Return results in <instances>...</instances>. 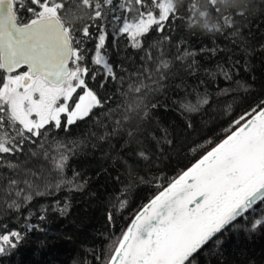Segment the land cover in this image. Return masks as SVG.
Returning a JSON list of instances; mask_svg holds the SVG:
<instances>
[{
    "label": "trees",
    "instance_id": "obj_1",
    "mask_svg": "<svg viewBox=\"0 0 264 264\" xmlns=\"http://www.w3.org/2000/svg\"><path fill=\"white\" fill-rule=\"evenodd\" d=\"M46 1L21 0L19 23ZM49 1L99 101L37 133L0 104V264H109L139 210L264 106V0H170L164 17L161 0ZM262 210L185 264H264Z\"/></svg>",
    "mask_w": 264,
    "mask_h": 264
},
{
    "label": "water",
    "instance_id": "obj_2",
    "mask_svg": "<svg viewBox=\"0 0 264 264\" xmlns=\"http://www.w3.org/2000/svg\"><path fill=\"white\" fill-rule=\"evenodd\" d=\"M0 54L9 72L27 67L61 87L73 48L57 16L20 25L0 3ZM264 200V106L167 183L134 216L109 264H185Z\"/></svg>",
    "mask_w": 264,
    "mask_h": 264
},
{
    "label": "rangeland",
    "instance_id": "obj_3",
    "mask_svg": "<svg viewBox=\"0 0 264 264\" xmlns=\"http://www.w3.org/2000/svg\"><path fill=\"white\" fill-rule=\"evenodd\" d=\"M170 0H161V15H167L171 8ZM45 16H56V9L54 6H45L43 10ZM152 22L148 19L141 23H127L124 24L123 29L125 32L129 31L131 35H139L147 28ZM103 41V39H102ZM101 41V42H102ZM98 61L106 60L104 54L97 49ZM82 69L75 68L71 71L67 82L59 88H53L41 79L32 83L28 87H23L20 79L15 76H9L3 88L2 95L6 98L11 111L28 130L37 131L45 123L50 120H58L62 111L69 110V104L74 96V91L77 86L83 83ZM99 99L94 90L85 91L82 97L77 102L75 109L69 113L70 119H75L86 115L91 107L98 103ZM264 220V210L259 212L253 224L257 225Z\"/></svg>",
    "mask_w": 264,
    "mask_h": 264
},
{
    "label": "flooded vegetation",
    "instance_id": "obj_4",
    "mask_svg": "<svg viewBox=\"0 0 264 264\" xmlns=\"http://www.w3.org/2000/svg\"><path fill=\"white\" fill-rule=\"evenodd\" d=\"M3 0H0V3L2 2ZM11 1V3H12V8H13V10H14V12H15V14H16V17H17V13H16V10H15V6L16 5H18L20 2H21V0H10ZM50 1L49 0H47L46 2H45V5L47 6H49L51 3H49ZM34 4H35V6H37L38 4H39V0H34ZM45 17H50V16H45ZM44 18V17H43ZM38 20V19H37ZM17 21H18V17H17ZM36 21V20H35ZM61 21V20H60ZM31 22H34V21H30V22H21V23H19V21H18V23L20 24V25H26V24H29V23H31ZM63 24V23H62ZM65 27V26H64ZM66 29V28H65ZM67 30V29H66ZM71 67V66H70ZM73 69L71 68V71H72ZM70 74H71V72H70ZM70 74H69V76H70ZM0 104L2 103V104H8V102H7V100H6V98L2 95V88H3V86H4V84H5V82H6V80L8 79V77L9 76H15V77H17V78H19L20 79V83H22V85H23V87H28L29 85H31L32 83H35V82H37V79H41L42 80V82H46L49 86H52L53 88H59V87H55V86H53V85H51L43 76H41V75H32L31 73H30V71H29V69L27 68V67H22V68H20V69H18V70H16V71H13V72H9V71H7L6 69H5V67H4V65H3V61H2V56H1V54H0ZM69 76L67 77V80L69 79ZM67 80H66V82H67ZM65 82V83H66ZM64 83V84H65ZM63 84V85H64ZM62 85V86H63ZM61 86V87H62ZM85 91H88V88H87V86H86V84H85V82H84V78H83V83L82 84H80L79 86H77L76 87V89H75V91H74V96H73V98L71 99V102H70V104H69V110H65V111H62V113H61V115L59 116V118H58V120L56 121V120H50V121H48L47 123H45L42 127H44V126H47V125H50V124H53V123H55V124H59V123H61V122H68V121H70L71 119L69 118V113H70V111L71 110H73V109H75V107H77L76 106V104H77V102L79 101V99L82 97V95H83V93L85 92ZM10 107V106H9ZM71 109V110H70ZM14 114V113H13ZM15 116V115H14ZM16 117V116H15ZM17 118V117H16ZM18 119V118H17ZM42 127H40V128H42ZM40 128H38L37 129V131H34V133H37L38 131H39V129Z\"/></svg>",
    "mask_w": 264,
    "mask_h": 264
}]
</instances>
